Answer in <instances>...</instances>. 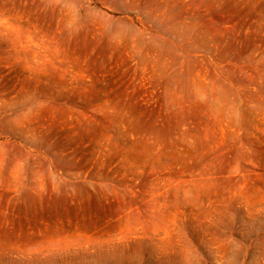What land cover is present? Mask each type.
<instances>
[{
    "label": "rangeland",
    "instance_id": "1",
    "mask_svg": "<svg viewBox=\"0 0 264 264\" xmlns=\"http://www.w3.org/2000/svg\"><path fill=\"white\" fill-rule=\"evenodd\" d=\"M0 264H264V0H0Z\"/></svg>",
    "mask_w": 264,
    "mask_h": 264
}]
</instances>
